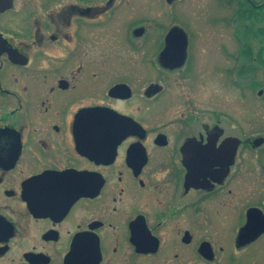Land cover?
<instances>
[{"label": "flooded vegetation", "instance_id": "obj_1", "mask_svg": "<svg viewBox=\"0 0 264 264\" xmlns=\"http://www.w3.org/2000/svg\"><path fill=\"white\" fill-rule=\"evenodd\" d=\"M137 2L0 0V264H264V0Z\"/></svg>", "mask_w": 264, "mask_h": 264}, {"label": "rangeland", "instance_id": "obj_2", "mask_svg": "<svg viewBox=\"0 0 264 264\" xmlns=\"http://www.w3.org/2000/svg\"><path fill=\"white\" fill-rule=\"evenodd\" d=\"M143 2V3H142ZM165 2L166 0H138V11L136 12V7L135 9H133V12L129 13V18L133 19L134 15L139 16L140 15H144L147 14V12L149 13H153V15L158 18L161 19L162 17V11L165 9ZM124 4V3H123ZM121 4V5H123ZM149 5V6H148ZM148 6V10H145V7ZM123 9V8H122ZM152 9V10H150ZM144 11V12H143ZM119 18L117 20H114L115 24L117 27H119ZM160 29V28H159ZM159 29H156L153 33L152 38L150 39V42L152 43H159L162 41V31H158ZM113 31V30H112ZM125 34V33H124ZM106 40L107 39H111V37L115 38L116 43H119L120 45H124L126 43V39L124 35L121 34H108L106 33ZM258 105H263L264 106V99H260L257 97V99H255L253 96L250 97V103H249V123L250 126H252L254 123L256 124L258 119H261V122L263 124L264 127V109L262 110V114L261 111L260 113L258 112L257 106ZM256 106V107H255ZM264 133V131L262 132Z\"/></svg>", "mask_w": 264, "mask_h": 264}, {"label": "water", "instance_id": "obj_3", "mask_svg": "<svg viewBox=\"0 0 264 264\" xmlns=\"http://www.w3.org/2000/svg\"><path fill=\"white\" fill-rule=\"evenodd\" d=\"M175 31H176V30H175ZM179 33H180V32H179ZM183 33H184V37H185V38H184V42H185V44H186V43H187V38H186L187 36H186L185 32H183ZM174 34H175V33H174V32H172V34H171V35H174ZM176 37H177L178 39L180 38V36H179V35H178V36H176ZM168 41H169V42H171V40H170V39H168ZM258 144H260V142H259Z\"/></svg>", "mask_w": 264, "mask_h": 264}]
</instances>
